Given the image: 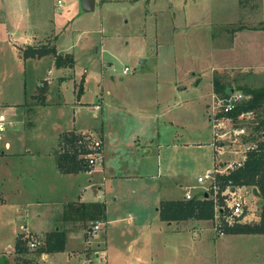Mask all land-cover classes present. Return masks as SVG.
I'll use <instances>...</instances> for the list:
<instances>
[{
    "label": "rangeland",
    "instance_id": "1",
    "mask_svg": "<svg viewBox=\"0 0 264 264\" xmlns=\"http://www.w3.org/2000/svg\"><path fill=\"white\" fill-rule=\"evenodd\" d=\"M137 1L95 0L94 10L77 12L68 20L64 16L75 30L58 42L60 53L65 54L68 51L72 55V61L67 67H57L52 54L35 58L25 57L23 51L31 45L19 44L25 41L29 31L17 24L21 21L8 15L0 19L5 20L4 28H0V113L10 122L0 137V196L5 200L0 204V257L4 252L2 250H5L12 264H15V254L8 252L7 247L14 246L18 232L29 238H43L47 230L58 225L59 215L62 214L58 203L51 202L61 203L62 200L74 199L79 187L85 183V175L66 176L49 171L46 156L56 144L58 130H72L73 126L102 128V120H105L102 118L101 107L105 106L107 100L110 104L114 103L112 105L116 104L114 109L123 101L141 104L146 100L148 105H156L152 101H161L164 91L162 88L166 86L164 80H169L175 75L188 77L189 88L184 94L178 90L174 91L184 98L186 95L190 100L196 99L193 100V110L196 113L188 124L201 126V121L206 117V114L202 113L204 102L209 113L213 112V106L216 104L211 100L213 87L210 79L213 73L223 77L225 83H229L234 91L240 93L243 92L238 87L264 82V65L256 68L252 63L264 59V30L260 29L264 23V0L202 1L203 4L197 9L200 18H229V22H207L181 27L178 32H172L167 24L168 15H161L167 8L166 0H154L153 3V0ZM57 2L41 0L43 12L40 22L45 19V24L47 19L51 21L54 10L57 11ZM29 3L37 6L38 1L29 0ZM235 3L237 7L233 6ZM1 4L2 0L0 6ZM203 12L208 13L210 17ZM160 22L161 25L158 26ZM49 27L52 25L49 24L47 29ZM60 32H49L47 40L60 35ZM244 35L253 43L245 42ZM15 43L19 45L22 54L15 49ZM48 44L46 45L49 46ZM69 44H73V47L67 50ZM56 52L58 53L57 50ZM145 58L147 61H144ZM143 61L144 63H141ZM125 66L130 70L123 74L122 69ZM39 80L44 82L43 86H39ZM47 80L49 93L46 96ZM108 91H111V95L107 94ZM94 104H101L100 108H91ZM157 105L162 106L159 103ZM93 110H96L97 117L93 115ZM119 114L120 116H115V121L120 122L116 130L122 136L131 130L134 131L135 119L131 115L123 117V113ZM252 119L238 122L244 124L246 133H251ZM184 120L189 121L187 117H184ZM160 128L163 127H159V130ZM167 131L159 140L169 142L175 138L172 137L173 128L168 127ZM203 132L206 134L208 130ZM75 134L80 137L77 141L78 152H87L95 136L88 131ZM190 134L194 135V132L190 131ZM230 135H225L223 143L226 142L232 149L234 145L230 141ZM245 139L246 136H243L242 142H245ZM6 142L10 144L8 148ZM3 151L20 154L5 159L1 155ZM172 155L173 165H177L178 170L187 171L185 178L196 183L197 173H194V170L200 159L198 153L190 148H179ZM25 168H30V176H22L17 186L18 182L12 173H26ZM161 181L170 188L171 197L182 194L181 197L186 198L183 189L174 186L166 177ZM202 190H192L191 193L195 195ZM246 197L250 202L252 197ZM67 205L68 203L64 205L63 211L67 208L68 213L73 215V210ZM249 206L245 221L257 222L261 209L260 200L253 199ZM111 209L113 212L107 216V237L111 251L114 253L120 248L124 252L123 256H116L117 251L114 253L113 257L117 262L128 259L131 253H142L143 255L131 256L130 263L264 264V233L224 232L218 237L219 231L214 228V220L189 221L185 224L174 222L169 226L160 220L154 211L149 213L150 210L146 216H151L152 219H146L145 225L135 224V221H139V214H134L132 223L127 224L126 219L114 218H127L129 209L136 212L137 210L132 209L126 202H120L116 208ZM59 225L60 229L68 233L80 232L81 240L82 236L89 239L103 228L102 223L97 224V229L91 221L76 219H61ZM175 225L195 227L177 231L174 230ZM26 230L29 232H25ZM90 245L91 243L87 242L77 250H97L96 245ZM129 245L132 248L128 250ZM30 248L32 251L35 246ZM141 249L143 250L140 251ZM33 255L29 253L23 256L30 260V264H38L39 262L31 261ZM61 255H50V259L41 264H64ZM91 260V264H100L95 257Z\"/></svg>",
    "mask_w": 264,
    "mask_h": 264
},
{
    "label": "crops",
    "instance_id": "2",
    "mask_svg": "<svg viewBox=\"0 0 264 264\" xmlns=\"http://www.w3.org/2000/svg\"><path fill=\"white\" fill-rule=\"evenodd\" d=\"M37 1L38 4L37 6H35L32 3H29V0H2V4L0 6V19L1 17L5 18L8 15L9 17L14 18V20L21 21V23L17 24H21V26H24V28L29 31V33L25 37V41L23 43H20L19 45H31L32 47H36L49 43V47H54L55 50L60 53L57 48L58 42L61 40V38L66 37L73 31H75L72 26L69 25V21L67 20L70 19L72 15L74 16L77 12L81 13V11H83L81 9L80 1L65 0L64 2V0H57V11L54 10L53 17H50L52 18L51 21L47 19L46 24V19L43 22H40L43 8L40 5L41 0ZM129 1L138 2L137 0H126V2ZM202 1L205 2L206 0H166L165 2L167 4V8L164 12H162L161 15H168L167 24H169V26L171 27L172 32L180 31L181 27L206 24L207 22L219 24L229 22V18H216V20H213V18L205 19L206 17L204 16L200 18V13H198L197 9L203 4L201 3ZM153 2L154 0L152 1V3ZM236 4L237 3H235V5L233 4V6L237 7ZM203 13L204 15L206 14L210 17L208 13ZM64 16H66L67 20H65ZM262 20L264 21V12ZM49 24H51L52 27H49L47 29V26ZM4 25L5 20L0 21V28H4ZM160 25L161 22L160 24H158V26ZM52 31L61 32L60 35H55L51 40H47L48 33ZM244 41L247 43H253L251 42V40H249V37L247 35H244ZM15 45L16 48H14L18 50L20 54H22L19 50V45H17L16 43ZM71 47H73V44H69L67 50H70ZM95 49L97 50V47H95ZM67 53L70 52L67 51ZM60 54L63 53L61 52ZM144 61H147V59L145 58ZM144 61L141 63H144ZM252 63L254 65H250H253L256 68H260L262 67V65H264V59L261 58L258 62L252 61ZM127 72L124 73L122 69L123 74H126ZM188 81L189 80L186 75H179L178 77L175 75V77H172L169 80H164L166 86H164V88L162 89H164V91H166L167 93L162 91V99L158 102L159 104H162L161 107L157 105V100L152 101L156 105H148L147 103L149 102L143 100L141 104H133L131 103V101H123V103L119 104L114 109L113 107H115L116 104L112 105L114 103L110 104L107 100L105 102V106L101 107L102 118L105 120V122L102 120V128H76L73 126L72 130L74 132L84 133L85 131H88L89 133H91V135L95 136L94 140L101 141V157L86 171L63 174L59 171L56 165L54 148L57 147L58 135L64 132L65 129L63 131H57L56 144L53 146L52 150L47 153L48 155L46 156L48 157L47 160L49 161V171L53 174H61L66 176H79L81 174L85 175L86 179L85 183L79 187V190H77V195L74 199L67 201L62 200L61 203L55 201L51 202L55 204L58 203V206H60L59 208H62V214L59 215L58 225H55V228H60L59 220L62 219L63 207L67 203L74 202V204H77L79 202H103L105 204V220L101 222L103 228L99 232H96L89 239L85 236H82V240L79 237L81 235L80 232H77L75 234L74 232H66L67 238L64 251L55 252L62 254L61 257H63L64 264H91V258L93 257L97 258L100 261V264H131L130 257L134 256L135 254L134 252V254H132V251L130 252V257L123 261L117 262L113 257L116 251V256L122 255L124 254V252L120 248H117L114 253H112L111 251L110 241L107 237L109 230L107 227L109 221L107 219L109 218L107 216L113 212H111V207L116 208L120 204V202L128 203L130 206H132V209L137 210V212L129 209L127 212V218H125V216H116V218L114 219H126V223L128 224V222H130L131 224V219L134 218V214H139V217H137L139 221H135V224L140 223L142 225H145L147 222L146 219H152L151 216H146L149 210V213H152L151 211H154V214H156V216L158 215L157 207L161 200L182 198V194L177 197L170 196V188H168L161 181L163 177H166L168 180H170L174 186L182 188L183 192H191L192 190L198 189L202 190L205 187V183L198 182V176L211 169L214 165H222L223 161L225 162L227 160L237 158V156L233 155L219 156L215 151L216 146L213 145L214 139L211 122L212 114H210L212 111L209 113V111L207 110L208 106H205V102L203 104L202 113H205L206 117L205 120L201 121V126H198L196 124H193L194 126L192 124H188L192 115L196 113V111L193 110L194 101H196V99L193 98L194 101L190 100L188 97H186V95L184 98V96L178 95V93H175L174 91L178 90L179 92L184 94V91L189 88ZM48 82V80L47 83L45 82L46 85L48 84L46 96L49 93ZM210 82L213 87L212 78L210 79ZM43 83L44 82H42V80H39L38 82L39 86H43ZM176 86H178V89L176 88ZM107 94L111 95V91H108ZM214 97L215 94L212 90L211 100H213V102L215 100ZM100 105L101 104H94L93 106H91V108L98 109L100 108ZM119 113H123V117L125 115H131L136 122L134 131L131 130L127 134L125 133L124 136H122L121 133L116 130V126H118L117 124L120 122L115 121V116H120ZM93 115L97 117L98 114L96 110H93ZM184 117H187V120L189 119V121H185ZM159 124H163V126H159ZM9 125L10 122L6 120V127H8ZM159 127L163 128H160L159 130ZM168 127L170 129L173 128L174 133L172 134V137L175 138L171 139L169 142L159 140L160 136H164L167 134ZM117 128H119V126ZM205 129L208 130V133L206 134L203 132ZM70 130V128H68V130L66 129V131ZM190 131L194 132V135H191ZM5 145L7 148L8 146H10L8 142H6ZM179 148L193 149L196 153H198V158L201 159L198 160L196 168L194 170V173H197L195 174L196 183L191 182L190 179L188 181L185 178L187 177L185 176V174L188 173L187 171L178 170L176 167L177 165H173L172 160L174 157L172 153H176ZM19 154L20 153L3 151L1 155L5 159H7L8 157L13 155L19 156ZM159 160H161V162ZM29 169L27 170V168H25V170H27L26 173H12V176L15 177L16 181L18 182L16 183L17 186L20 182L19 179H21L22 176H30ZM0 193H2V191H0ZM255 196L256 197L251 198V202L253 199H259L258 193L255 194ZM0 199L5 202L2 196H0ZM189 221L205 222L208 220L189 219L166 223H168L169 226H172L174 222H183V224H185ZM185 227L188 226L175 225L174 230L176 229L178 231L185 229H194L195 226H191L190 228ZM25 232L29 231L26 230ZM219 236L221 235H218V237ZM87 242L88 244L91 243L90 246L94 247V245H96L97 250H89L88 252H81L77 250ZM131 248V245L127 246L128 250ZM142 250L143 249H141L140 251ZM2 251L4 252H2V256L0 257V259L3 257H8L7 253H5V250ZM7 251L13 253V246H8ZM55 253L33 255V259L34 261H36V263L39 262L38 264H41L42 262L49 260L50 255H53ZM135 255L138 256L143 254L136 253ZM38 257H41L40 261Z\"/></svg>",
    "mask_w": 264,
    "mask_h": 264
},
{
    "label": "trees",
    "instance_id": "3",
    "mask_svg": "<svg viewBox=\"0 0 264 264\" xmlns=\"http://www.w3.org/2000/svg\"><path fill=\"white\" fill-rule=\"evenodd\" d=\"M242 29V27L240 28ZM261 30H264L262 23ZM52 54L55 64L58 67L66 66L72 61V55L58 54L54 47L40 45L36 47H27L23 51L25 57H41ZM213 93L215 97L223 98L228 96L232 90L229 83L224 82V78L213 73ZM246 96L240 101L236 107L229 112L221 113L219 116L232 118L236 125L239 121L253 118L251 133L245 139V142L251 141L255 147L247 151L244 162L233 169L216 174L217 202L219 204L218 211L224 204L221 191L226 187L244 186L247 188H255L260 200V215L257 222H238L232 225L224 224L223 232L227 234H248V233H264V82L253 86L238 87ZM235 89V88H234ZM251 112L250 116L239 118L242 113ZM244 125V124H243ZM57 147L54 150L56 165L62 173H78L89 169L86 154L90 152H78V137L73 130L64 131L58 135ZM3 202L0 199V203ZM213 198L205 191H201L192 198L166 199L161 200L157 210L160 220L165 222L181 221V220H213L214 218ZM73 215L68 210L63 211L62 219H71L79 221H91L93 224L103 222L105 220V204L103 202H79L77 204L68 203ZM74 206V207H73ZM66 231L60 228L46 231L43 238H29L24 233H18L13 246L15 254V264H30V260L23 256L25 254L41 255L51 252L63 251L66 246ZM35 240V248L31 251L30 241ZM23 256V257H22ZM34 260L31 258V261ZM33 262H31L32 264ZM0 264H11L8 257L0 259Z\"/></svg>",
    "mask_w": 264,
    "mask_h": 264
},
{
    "label": "built area",
    "instance_id": "4",
    "mask_svg": "<svg viewBox=\"0 0 264 264\" xmlns=\"http://www.w3.org/2000/svg\"><path fill=\"white\" fill-rule=\"evenodd\" d=\"M129 68L125 66L123 72H127ZM246 96L243 93L231 90L228 96L223 98L214 97V106L213 112L211 115V122L213 128V145L216 146V152L219 156L223 155H232L237 156L231 160L223 161L222 165H214L211 169L207 170L205 173L197 177L198 182L205 183L207 187L203 191L206 192V195L209 193L213 198L214 205V223L215 229L218 230V235H222L223 225L228 224L232 225L234 223L243 222L247 219L246 214L250 210L249 204L251 201H248V197H256L253 193V188H247L244 186H234L226 187L221 191V195L224 200V204L221 206V209L218 211L219 204L217 202V182L216 174L227 172L234 167L241 165L247 156V151L254 148L255 144L253 142H242L243 136L246 138L249 136V132H245V126L243 124L236 123L232 118L219 116L221 113H226L232 111L236 105L242 101ZM251 112L242 113L239 115V118L244 116H250ZM228 126V129H227ZM6 128V118L3 113H0V137ZM231 134L230 138L231 143H233V148L230 149L229 145L224 142L225 135ZM218 142V143H217ZM217 143V145H216ZM236 147V148H235ZM89 150L86 154L88 164L93 165L101 157V141L100 140H91L89 145ZM229 153V154H228ZM221 162V161H220ZM186 199L193 197V194L190 191L185 192ZM94 224V228L99 229V225ZM95 232V231H94ZM35 240L30 241V246H35Z\"/></svg>",
    "mask_w": 264,
    "mask_h": 264
},
{
    "label": "water",
    "instance_id": "5",
    "mask_svg": "<svg viewBox=\"0 0 264 264\" xmlns=\"http://www.w3.org/2000/svg\"><path fill=\"white\" fill-rule=\"evenodd\" d=\"M81 4V9L85 12H89L94 10L95 7V0H79ZM233 90V89H232ZM253 193L257 194L255 188H253Z\"/></svg>",
    "mask_w": 264,
    "mask_h": 264
}]
</instances>
